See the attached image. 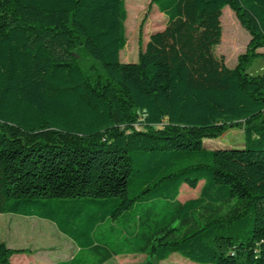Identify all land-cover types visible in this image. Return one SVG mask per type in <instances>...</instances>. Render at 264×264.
<instances>
[{
    "label": "trees",
    "instance_id": "1",
    "mask_svg": "<svg viewBox=\"0 0 264 264\" xmlns=\"http://www.w3.org/2000/svg\"><path fill=\"white\" fill-rule=\"evenodd\" d=\"M150 3L165 24L121 62L125 0H0V214L54 223L78 248L56 264H264V0ZM225 6L250 36L233 67ZM230 128L241 146L203 144Z\"/></svg>",
    "mask_w": 264,
    "mask_h": 264
},
{
    "label": "rangeland",
    "instance_id": "2",
    "mask_svg": "<svg viewBox=\"0 0 264 264\" xmlns=\"http://www.w3.org/2000/svg\"><path fill=\"white\" fill-rule=\"evenodd\" d=\"M127 17L124 22L126 46L119 53L121 62H135L138 54L144 49L149 34L162 29L165 24V15L158 11L150 0H125ZM222 37L219 44L214 46L215 55H223L228 67H233L237 55L244 52L249 41V33L243 28L234 12L225 6L220 17ZM264 56L256 57L249 65L250 74L264 73ZM243 141V130L240 128L228 129L220 138H206L203 144L208 148H215L218 144L227 147H236ZM234 143V145H232ZM190 188L182 184L178 200L183 202L195 198L199 188ZM264 202H258L263 206ZM0 242L11 248H23L25 252L16 253L11 257V264H56L73 259L78 248L64 234L59 232L55 224L34 216L16 214H0ZM101 264H144V255H116ZM155 264H197L179 254H172L166 260Z\"/></svg>",
    "mask_w": 264,
    "mask_h": 264
},
{
    "label": "crops",
    "instance_id": "3",
    "mask_svg": "<svg viewBox=\"0 0 264 264\" xmlns=\"http://www.w3.org/2000/svg\"><path fill=\"white\" fill-rule=\"evenodd\" d=\"M259 51H261V52H264V47H263V48H261ZM261 68H263V69H264V66H262Z\"/></svg>",
    "mask_w": 264,
    "mask_h": 264
}]
</instances>
